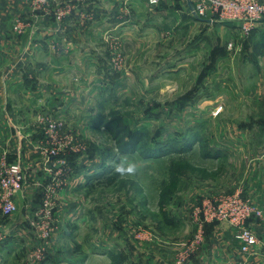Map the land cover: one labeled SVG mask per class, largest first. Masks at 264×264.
<instances>
[{
    "label": "rangeland",
    "instance_id": "1",
    "mask_svg": "<svg viewBox=\"0 0 264 264\" xmlns=\"http://www.w3.org/2000/svg\"><path fill=\"white\" fill-rule=\"evenodd\" d=\"M140 1L111 0L112 28L91 39L100 47L93 54L108 76L89 101L95 112L89 127L74 129L51 114L61 123V142L67 137L79 149L59 154L78 158L66 168L90 171V177H80L79 189L71 190L65 187L68 173L60 174L59 191L70 190L56 192L54 230L39 242L27 223L29 242L19 244L15 254H2L0 264H177L183 243L195 231L187 222L192 207L202 198L230 192L249 160L264 152V51L253 57L254 47L264 44V33L188 21L177 12L186 7L183 0ZM72 2L80 16L75 27L81 31L99 8ZM174 11L178 17L171 15ZM134 14H139V23L148 20L159 29L152 37L155 43L138 52L140 62L155 63L153 70L159 67L165 73L168 65L173 68L155 81L151 67L140 68V84L124 79L134 73V62L120 25ZM17 54L19 58L23 52ZM36 124L33 136L41 138L33 143L37 149L50 138L46 125ZM122 155L144 161L136 176L114 173L112 165ZM187 164L218 175L204 178ZM60 170L64 168L45 158L25 163L32 207L40 203L42 185ZM30 174L43 180L30 179ZM173 179L176 190L170 191L165 186ZM24 204L19 198L16 211L0 217L1 230L4 222L26 212ZM37 247L39 258L34 256Z\"/></svg>",
    "mask_w": 264,
    "mask_h": 264
},
{
    "label": "crops",
    "instance_id": "2",
    "mask_svg": "<svg viewBox=\"0 0 264 264\" xmlns=\"http://www.w3.org/2000/svg\"><path fill=\"white\" fill-rule=\"evenodd\" d=\"M72 1L90 2L99 8L95 13V20L87 23L81 31L75 27L76 19L80 17L75 10L62 21L56 19L54 0H50L47 8L42 11H33L30 0H0V156H5L9 162L19 160L23 167L25 163L32 161V157L37 163L41 160L34 146L41 138L35 139L33 136L38 131V115L50 113L60 117L64 124L73 126L74 129L83 126L88 128L95 118V112H92L94 107L89 101L95 97L98 88L102 89L100 84L108 76L93 54L100 47L92 40L97 31L100 34L102 30L113 26L112 16L108 11L111 0L70 2ZM183 1L186 7L180 6L177 11L181 16L188 21L212 23L195 18L191 13V0ZM177 12L174 11L171 15L175 18ZM164 13L167 12H160ZM138 15L134 14L133 20L120 25L125 48L133 53L134 62V73L123 77L136 84L144 82L140 68H152V81L166 73L170 74L173 69L172 65H168L165 73L166 69L160 70L159 67L153 70L154 66H158L155 63L140 62L138 52L155 43L152 37L159 29L148 20L139 23ZM17 19L25 22L21 33L13 30ZM255 28L264 33V22L259 21ZM21 51L23 54L18 58L17 53ZM75 161H79L77 157L70 163ZM243 171L230 191L240 188L262 211L261 217H253L247 221L257 237V243L250 248L248 254H244L234 238L232 226L222 221L210 222L204 226L203 242L185 264H241L243 260L246 264H264V152L249 160ZM89 172L83 173L77 169L70 171L67 176L69 183L65 187L69 186L73 190L75 186L78 190L77 185L81 184L79 178L90 177ZM28 177L40 178L36 174ZM65 187L61 188L59 195L68 193L70 189ZM28 192L27 183L16 196V203L19 198H23V211L26 212L18 216L17 220L4 222L2 226L8 234L0 244V259L5 252L7 255L15 254L19 250V244L29 242L26 228L32 204ZM187 222L191 231L196 229L190 217Z\"/></svg>",
    "mask_w": 264,
    "mask_h": 264
},
{
    "label": "built area",
    "instance_id": "3",
    "mask_svg": "<svg viewBox=\"0 0 264 264\" xmlns=\"http://www.w3.org/2000/svg\"><path fill=\"white\" fill-rule=\"evenodd\" d=\"M54 14L57 20L62 21L71 13L74 6L71 0H54ZM154 3L157 0H149ZM50 0H30L33 11H42L47 8ZM191 13L198 18L210 22H229L238 26L244 33L249 34L256 24L264 19V0H191ZM25 22L17 19L13 30L16 33L23 32ZM37 122L46 125V146L39 144L37 151L41 152V160L52 165L64 168L54 172L49 182L42 185V197L36 207L31 208L28 224L34 231V236L39 242L47 240L55 227V199L60 189V174L69 173L66 164L67 157L59 155L68 148L69 151L77 152L79 149L71 139L65 137L61 142L58 138L61 123L49 113L38 115ZM45 156V157H44ZM62 166V167H61ZM40 184V183H39ZM27 185L25 172L19 160L7 162L5 156L0 157V217H8L17 209L16 196ZM38 185V183H37ZM63 185V182H62ZM57 192V193H56ZM262 211L246 196L240 188L230 192H223L216 196L202 198L195 204L190 212V218L196 229L193 235L183 243L182 250L177 254L176 263L185 264L190 256L196 251L204 240V226L210 222H227L234 228V238L239 242L242 253L248 254L250 248L257 243V237L247 225V221L253 217H261ZM7 231L0 229V243L6 237ZM44 249V248H43ZM42 249V250H43ZM42 254L40 247L34 253L36 258ZM241 264H246L243 262Z\"/></svg>",
    "mask_w": 264,
    "mask_h": 264
},
{
    "label": "clouds",
    "instance_id": "4",
    "mask_svg": "<svg viewBox=\"0 0 264 264\" xmlns=\"http://www.w3.org/2000/svg\"><path fill=\"white\" fill-rule=\"evenodd\" d=\"M144 161L130 159L127 155L118 157V162H114L112 167L115 174L120 177H133L143 168Z\"/></svg>",
    "mask_w": 264,
    "mask_h": 264
},
{
    "label": "trees",
    "instance_id": "5",
    "mask_svg": "<svg viewBox=\"0 0 264 264\" xmlns=\"http://www.w3.org/2000/svg\"><path fill=\"white\" fill-rule=\"evenodd\" d=\"M225 23H227V24H230L229 22H225ZM256 31V28H253L252 30H251V32L250 33H253V32H255ZM263 43H264V39H263ZM263 51H264V44H258V45H256L255 47H254V52H253V57H254V59H256L258 56H260V55H262L263 54ZM73 158H75L74 156H70V157H68L67 159L69 160V161H71ZM185 166H187L188 168H190L191 170H193V171H195V172H197V173H199L202 177H204V178H209V179H213V178H215L217 175H218V172L216 171H214V172H208L206 169H204V168H199V167H193V166H190V165H185ZM176 185H177V183H176V179H173L171 182H170V184H168V185H166L165 186V188L166 189H168V190H170V191H175L176 190Z\"/></svg>",
    "mask_w": 264,
    "mask_h": 264
},
{
    "label": "water",
    "instance_id": "6",
    "mask_svg": "<svg viewBox=\"0 0 264 264\" xmlns=\"http://www.w3.org/2000/svg\"><path fill=\"white\" fill-rule=\"evenodd\" d=\"M190 8H191V10H192V3H191V1H190ZM194 15V14H193ZM194 17L195 18H197V19H200V20H205V19H201V18H198L197 16H195L194 15ZM207 21H209V20H207ZM261 22H264V19H262V20H260Z\"/></svg>",
    "mask_w": 264,
    "mask_h": 264
}]
</instances>
